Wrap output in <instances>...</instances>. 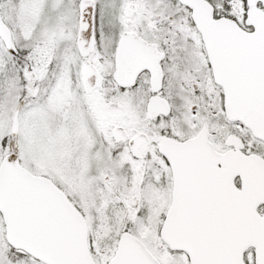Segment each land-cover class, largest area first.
<instances>
[{
  "label": "snow or ice",
  "instance_id": "obj_1",
  "mask_svg": "<svg viewBox=\"0 0 264 264\" xmlns=\"http://www.w3.org/2000/svg\"><path fill=\"white\" fill-rule=\"evenodd\" d=\"M0 264H264V0H0Z\"/></svg>",
  "mask_w": 264,
  "mask_h": 264
}]
</instances>
